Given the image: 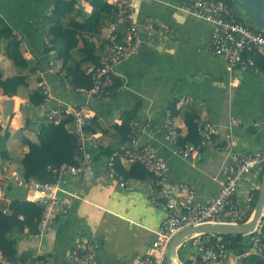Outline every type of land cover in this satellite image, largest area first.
<instances>
[{
    "label": "crops",
    "instance_id": "0c3cea01",
    "mask_svg": "<svg viewBox=\"0 0 264 264\" xmlns=\"http://www.w3.org/2000/svg\"><path fill=\"white\" fill-rule=\"evenodd\" d=\"M56 1L0 0V20L23 38V57L30 68L35 67L36 71L44 74L55 100L35 109L27 105L28 93L38 86V78L33 73L30 74L28 87L14 96L20 99L17 110H12L5 119H1L0 114V122L10 134L6 147L11 158L7 163L0 160V179L6 180L9 187L13 185V173L20 177V160L27 149L22 142L17 143L19 137L14 134L27 117L39 120L50 106L58 102L73 106L87 104L91 110L90 120L97 118L100 129L89 133L94 136L88 146L90 161L78 176L67 177L60 184L66 215L58 216L42 238H20L18 251L31 253V263L33 255L39 252L42 264H69L67 253L75 240L83 239L96 245L97 264H137L136 256L148 250L165 214L150 202V191L155 188L152 177L130 178L121 187L117 179L108 175L110 149L114 153L119 152L120 166L129 169L133 162L128 160L123 150L129 142L133 123L139 122L138 145H149L158 150L168 162L173 183L191 186L199 201L216 196L220 188V168L229 159L226 148L264 149V67L256 65L252 59L255 68L244 73L227 72L224 60L206 51L211 35L209 24L183 12L176 0H138L135 18L141 34L144 35L147 22H154L159 32L160 29L166 30L173 38L167 41L164 49L143 45L134 55L122 61L116 68V74L111 76L112 84L116 77L121 79V86L107 100L99 101L81 92H73L64 79L61 63L50 59L53 51H49L48 55L45 53L51 46L44 37L43 20L52 13ZM75 1L84 14L91 13L92 7L87 0ZM231 8L244 24L252 29L258 28L238 4H232ZM115 28L116 25L111 24L98 35H85L95 43L100 57L103 47L115 41ZM82 45L80 41L78 48ZM257 51L264 53L263 50ZM50 63L52 70H49ZM93 68L90 63L83 65L87 73ZM0 69L5 77L17 74L2 52ZM0 95L5 96L1 92ZM184 97H191L192 102L183 104L181 98ZM2 100L5 99L0 98V111ZM173 103L179 111L175 116L172 114L177 135L178 131L181 136L186 134L183 114L187 110H196L200 118L207 117L218 128L219 136L202 150L198 159L178 156L176 145L162 134L165 113ZM231 117L239 119L241 124L229 127ZM29 127L32 132L25 137L37 142L38 124L31 123ZM263 170L257 168L243 178L238 185L236 201L242 202L251 194L255 197ZM8 187L7 195L0 187V205L8 204L13 196H23L21 190L13 188L10 191ZM260 225L264 234V216ZM179 256L186 264V258L184 261L181 259V252Z\"/></svg>",
    "mask_w": 264,
    "mask_h": 264
},
{
    "label": "built area",
    "instance_id": "2783aa9c",
    "mask_svg": "<svg viewBox=\"0 0 264 264\" xmlns=\"http://www.w3.org/2000/svg\"><path fill=\"white\" fill-rule=\"evenodd\" d=\"M137 1L107 0V3L120 9L119 22L126 24V32L121 41L112 40L103 47L98 65L90 72L93 75L92 88L77 92L99 101L107 100L110 97L108 88L112 86L111 76L116 74V68L122 61L134 55L143 45L164 49L167 41L173 38L166 30L160 29L159 32L154 22H147L144 35L141 34L135 18ZM176 2L183 12L211 26L206 51L214 57L223 59L227 72L244 73L250 68H255L251 54L256 50H264V31L250 29L240 22L225 0H176ZM12 34L20 45H24L23 38L16 31L12 30ZM49 70H52V63ZM35 74L38 78V88L44 96L43 104L52 103L55 100L44 74L40 70L35 71ZM181 99L185 105L192 102L191 97ZM44 116L47 122L55 123L67 116L71 117L67 128L77 138L81 158L76 166L62 165L52 169L53 181L51 182H39L33 179L25 181L15 173L11 175L13 184L23 191L24 199L42 207L38 234L35 236L37 238H42L46 234L58 216L66 215L67 210L61 195L60 184L67 177L78 176L90 161L91 153L88 146L94 139L93 135L85 131L91 118V110L87 104L73 106L58 102L50 106ZM194 122L200 142L197 145H177L178 135L172 112L167 110L164 116L162 134L167 141L176 145L175 152L183 159H198L202 150L219 136L218 128L207 117L198 118ZM240 124L241 121L237 118L229 119V127ZM139 125V122L133 123L129 142L123 151L128 160L141 164L153 177L155 188L150 191V202L161 208L165 217L161 226L154 232L148 250L136 256L137 264H166V252L170 242L186 229L214 224L237 225L250 219L254 209V196L248 195L242 202L236 201L235 196L238 185L245 176L257 168H264V149L247 151L226 148L229 159L220 168V188L217 195L205 201H199L195 198L191 186L172 182L168 162L156 148L138 145ZM116 156H118L117 152L107 160L108 175L117 179L120 186L124 187L125 180L113 166V159ZM247 235L250 236V248L245 254L260 255L261 241L264 239L260 223ZM228 245L220 237L212 241L210 237L198 235L184 242L179 253L186 256L187 264H238L242 255L230 250ZM95 255L96 245L92 241L77 239L67 253V262L97 264ZM40 257L41 254L36 252L33 255L32 264H42Z\"/></svg>",
    "mask_w": 264,
    "mask_h": 264
},
{
    "label": "trees",
    "instance_id": "16d2710c",
    "mask_svg": "<svg viewBox=\"0 0 264 264\" xmlns=\"http://www.w3.org/2000/svg\"><path fill=\"white\" fill-rule=\"evenodd\" d=\"M225 1L229 7L232 4H236L233 0ZM87 2L92 7L89 15L84 14L77 8L75 0H57L52 13L43 20L44 37L51 46V48L45 50V53L48 55L49 51H53L50 59L61 63L64 79L68 81L73 92L92 88L93 75L92 73H87L83 69V65L90 63L96 67L100 61L95 43L91 42L85 35H98L105 27L115 24L114 32L117 33L114 34L116 35L115 41L119 42L122 40L123 33L126 32L127 28L124 23L117 24L119 10L107 4L106 0H87ZM80 41L83 45L78 48ZM0 52L12 63L17 72L14 76L5 77L0 69V92L5 95H0V98L18 96L21 89L28 87L30 74L35 73L36 68H30L29 62L23 57L20 43L12 34V29L6 22L1 20ZM253 53L251 58L255 64L264 67V53L261 54L258 51ZM26 72L27 74H25ZM113 80L114 84L108 88L110 95L111 93L114 94L122 84L120 78L114 77ZM27 99L31 107L35 109L43 104L44 96L41 89L37 86V88L35 87L28 93ZM16 100L19 104L20 99L16 98ZM26 109L30 111V108ZM169 109L174 116L179 112L175 103L171 104ZM198 118H200V115L196 110L184 112L183 122L186 134L181 136L178 131L177 145H197L200 142L201 139L194 122ZM70 121V116L61 119L57 123L47 122L45 116L39 120H34L31 117L26 118V125L31 123L38 124V133L36 136L37 142H32L26 137L21 139L22 144L27 149L20 160V177L23 180L33 179L39 182H51L53 181L52 169H57L62 165L76 166L78 164L81 153L77 138L67 128ZM99 129L97 118H92L85 127V131L88 134L95 133ZM9 138L10 134L7 128L4 130L2 123H0V160L2 163H7L11 160L6 147ZM113 153V150L110 149L108 159ZM113 166L124 180L152 177L138 162H133L129 169L125 170L120 166L117 156L113 159ZM2 181L4 180L0 179V182ZM0 187L3 188L1 185ZM13 188L16 191L21 190L15 184L8 187L10 191ZM3 189L5 191L4 194H9L6 192V188ZM254 195L256 201L258 190ZM41 213L42 207L26 201L24 195L13 196L8 204L0 205V254L2 257L0 264H32L30 260L31 253L18 251V241L22 237H33L38 234ZM262 218L260 224L262 223ZM205 236L210 237L212 241L220 237L229 244L230 250L239 255L246 253L250 248V236L248 235ZM261 246L262 253L260 255L245 254L239 259L238 264H264V239L261 241Z\"/></svg>",
    "mask_w": 264,
    "mask_h": 264
},
{
    "label": "water",
    "instance_id": "95a60500",
    "mask_svg": "<svg viewBox=\"0 0 264 264\" xmlns=\"http://www.w3.org/2000/svg\"><path fill=\"white\" fill-rule=\"evenodd\" d=\"M247 14L249 19L260 29L264 31V0H233ZM1 119L12 112L9 100L5 99L1 102ZM30 106L29 103H27ZM3 108V109H2ZM264 170L263 177L258 189L257 199L250 219L242 224H214L192 227L186 229L175 236L170 242L166 252V264H183L180 260L179 250L188 239L198 235H247L250 234L261 218L264 216Z\"/></svg>",
    "mask_w": 264,
    "mask_h": 264
},
{
    "label": "rangeland",
    "instance_id": "374dc122",
    "mask_svg": "<svg viewBox=\"0 0 264 264\" xmlns=\"http://www.w3.org/2000/svg\"><path fill=\"white\" fill-rule=\"evenodd\" d=\"M107 2V1H106ZM107 4H109V3H107ZM111 5V4H110ZM112 6H114V5H112ZM115 7V6H114ZM116 8L118 9V7L116 6ZM120 9H119V14H118V22L121 20L120 19ZM259 29V28H258ZM263 31V30H262ZM1 123V122H0ZM21 126L22 127H20L19 128V130L18 131H16L15 132V136H17V137H19V140L17 141V143L18 144H20L21 143V138L22 137H25V136H27V135H25V134H28V135H30V133L32 132L31 131V128L29 127L30 125H26V123H24V120H22L21 121ZM0 185L3 187V188H7L6 186H7V182H6V180H4V181H2V182H0ZM185 257L186 256H181V259L184 261V259H185Z\"/></svg>",
    "mask_w": 264,
    "mask_h": 264
},
{
    "label": "bare ground",
    "instance_id": "6f19581e",
    "mask_svg": "<svg viewBox=\"0 0 264 264\" xmlns=\"http://www.w3.org/2000/svg\"><path fill=\"white\" fill-rule=\"evenodd\" d=\"M238 20L240 21V22H242L239 18H238ZM243 23V22H242ZM244 24V23H243ZM246 25V24H245ZM247 26V25H246ZM247 27H249V26H247ZM250 28V27H249ZM250 29H252V28H250ZM258 29V28H257ZM4 99H7V100H9V102H10V104H11V109L13 110V111H16V108H17V100H16V98H4Z\"/></svg>",
    "mask_w": 264,
    "mask_h": 264
}]
</instances>
